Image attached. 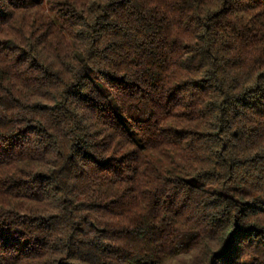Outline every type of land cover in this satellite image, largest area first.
Wrapping results in <instances>:
<instances>
[{
	"label": "trees",
	"instance_id": "trees-1",
	"mask_svg": "<svg viewBox=\"0 0 264 264\" xmlns=\"http://www.w3.org/2000/svg\"><path fill=\"white\" fill-rule=\"evenodd\" d=\"M0 264H264V0H0Z\"/></svg>",
	"mask_w": 264,
	"mask_h": 264
}]
</instances>
